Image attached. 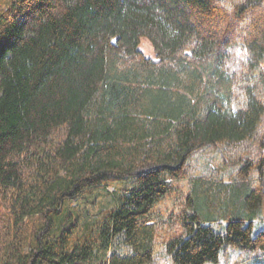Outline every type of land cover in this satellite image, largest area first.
I'll list each match as a JSON object with an SVG mask.
<instances>
[{
    "label": "trees",
    "instance_id": "trees-1",
    "mask_svg": "<svg viewBox=\"0 0 264 264\" xmlns=\"http://www.w3.org/2000/svg\"><path fill=\"white\" fill-rule=\"evenodd\" d=\"M228 247L264 252V0H0V264Z\"/></svg>",
    "mask_w": 264,
    "mask_h": 264
},
{
    "label": "rangeland",
    "instance_id": "rangeland-1",
    "mask_svg": "<svg viewBox=\"0 0 264 264\" xmlns=\"http://www.w3.org/2000/svg\"><path fill=\"white\" fill-rule=\"evenodd\" d=\"M140 49L150 57H155L156 53L152 43L143 38L140 44ZM216 151L207 149L195 154L193 162L197 171L195 175L203 176L208 174L212 170H219V166L216 162ZM220 171V170H219ZM149 264H174L171 256L168 254L165 248H162L155 256L154 260ZM214 264V263H207ZM217 264H264V252L242 250L239 248L228 247L221 255L220 262Z\"/></svg>",
    "mask_w": 264,
    "mask_h": 264
}]
</instances>
